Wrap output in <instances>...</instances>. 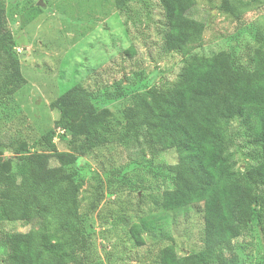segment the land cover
<instances>
[{
  "label": "trees",
  "instance_id": "obj_1",
  "mask_svg": "<svg viewBox=\"0 0 264 264\" xmlns=\"http://www.w3.org/2000/svg\"><path fill=\"white\" fill-rule=\"evenodd\" d=\"M115 1L123 10L136 0ZM159 2L166 46L180 52L185 64L171 86L132 96L125 127L127 134L144 128L174 185L133 194L128 226L137 245L133 264H239L252 246L261 250L251 260L264 264V117L253 135L256 158L244 173L232 168L218 136L222 118L249 120L250 111L264 109V23L251 24L252 17H264V0ZM216 15L237 23L236 34L225 37L221 47L204 41ZM7 17L8 0H0L3 101L28 83ZM247 38L253 48L244 65L238 63V52ZM51 109L56 128L40 137L48 151H40L37 141L35 148L30 145L24 130L12 134L3 129L0 120V223L7 225L0 232V264H72L85 239L83 216L114 214L110 203H103V181L82 160L109 141L108 127L96 116L94 91L77 82L52 100ZM231 129L234 134L236 127ZM199 205L204 248L179 254L177 218L191 215ZM11 232L16 253L9 250Z\"/></svg>",
  "mask_w": 264,
  "mask_h": 264
},
{
  "label": "rangeland",
  "instance_id": "obj_2",
  "mask_svg": "<svg viewBox=\"0 0 264 264\" xmlns=\"http://www.w3.org/2000/svg\"><path fill=\"white\" fill-rule=\"evenodd\" d=\"M7 19L28 83L11 98L0 100L3 129L12 134L24 130L30 145L34 147L37 141L40 151L50 150L40 137L56 128L51 102L77 82L94 91L99 107L96 116L108 127L109 141L95 146L82 160L103 181V203L109 202L114 214L103 219L96 212L83 216L85 239L77 246V261L72 264H133L137 245L128 230L132 196L169 187L171 176L154 155L158 146L143 127L126 133V108L135 93L174 84L185 64L180 52L166 46V18L159 0H136L123 10L115 0H8ZM260 23H264L261 15L251 18V24ZM236 32L237 23L216 15L204 41L221 47L223 39ZM252 48L249 38L240 41L238 63L249 64ZM247 116L249 120L222 118L218 125L230 164L241 173L256 158L253 135L264 109L252 110ZM232 127H236L234 134ZM201 208L199 205L191 215L177 218L179 254L204 248ZM6 230L7 225L0 223V232ZM13 233L8 234L9 250L16 253ZM253 248L239 264H255L251 258H256L261 248Z\"/></svg>",
  "mask_w": 264,
  "mask_h": 264
}]
</instances>
